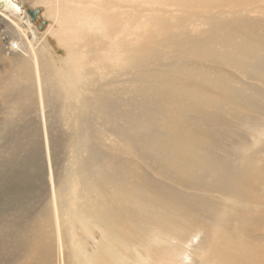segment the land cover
Returning <instances> with one entry per match:
<instances>
[{"label":"bare ground","instance_id":"obj_1","mask_svg":"<svg viewBox=\"0 0 264 264\" xmlns=\"http://www.w3.org/2000/svg\"><path fill=\"white\" fill-rule=\"evenodd\" d=\"M35 3L51 20L0 46V103L67 136L44 190L0 212V264H264V0Z\"/></svg>","mask_w":264,"mask_h":264},{"label":"rangeland","instance_id":"obj_2","mask_svg":"<svg viewBox=\"0 0 264 264\" xmlns=\"http://www.w3.org/2000/svg\"><path fill=\"white\" fill-rule=\"evenodd\" d=\"M34 1L35 0H0V2H4L3 4L0 3V46L2 49H6V51L4 49L6 54L4 55L5 57L13 56L12 52L10 54L8 51L9 44L12 43L15 45L16 43L21 42L23 38L28 39V41L34 39L39 40L42 31L50 22L51 19L46 14H44L45 6L42 3L34 4ZM35 8H39L40 12L37 14V17L34 19V21H30L26 9L33 10ZM258 19H264V13H253L250 16L251 21H256ZM42 21H45L46 23L43 24ZM19 22H21V24H19ZM15 25H20L19 27L26 31L27 34H25V36H21L20 34L9 29ZM33 30L34 32H32ZM35 30L40 32V35ZM50 41L53 42L51 39ZM54 52L55 55L59 56L63 50L60 47L56 48ZM14 59L16 60V58ZM19 63L20 61L13 63L14 67H11V72ZM6 74L9 75V65L6 58L3 59L0 56V76H5ZM12 88L13 93H16L19 86L16 85ZM12 88H10L11 90L9 89V91H12ZM36 106L34 107V103H32L24 115H19L17 112H12L10 115H8V109L5 108L4 104L2 105L0 103V150H2V146L4 145L7 147V151L0 154V162L8 164L12 161V163H9L7 166H2L0 164V212L16 210L18 209L17 207L22 205L24 200L34 197L37 192L44 190V187L48 185V158L51 155V159L57 158L55 153H60L61 150V142L58 144H52V141H57L60 140L61 137L64 138L67 136V133L63 132L61 121L56 117V115H53L52 125L45 126L40 119L41 111L37 109ZM209 110L213 109L209 108ZM235 110L241 111L242 108ZM4 117H7V119L5 120ZM234 124L237 125L238 123ZM234 124L233 126H235ZM239 126L240 127H236V130L238 129V138L243 136H246L248 139L251 138V136H249L251 135L252 131L251 126L254 125H248L247 128H244L245 126L243 127V124H240ZM33 133L39 136L42 144L41 158L38 159L39 165H36L33 162V153L31 151V147L27 148V146L31 145L30 139ZM254 137L258 139L257 134H255ZM19 138H23L25 141V146L18 150H16V146L14 149L13 147L9 148V146H14L15 141ZM260 144H264V139L260 141ZM23 158H27L30 166L19 167L17 175L13 177L16 173L17 161ZM259 158L260 157L258 156L256 160ZM27 174H36L38 179L36 181L34 180L35 182L33 180L32 182L25 181L23 177ZM260 189L264 190V188ZM258 208L264 211V204L263 206L259 205ZM5 240L8 244H14L15 237L12 235L11 239H9V236H5ZM3 244V242H0V251L2 250Z\"/></svg>","mask_w":264,"mask_h":264},{"label":"water","instance_id":"obj_3","mask_svg":"<svg viewBox=\"0 0 264 264\" xmlns=\"http://www.w3.org/2000/svg\"><path fill=\"white\" fill-rule=\"evenodd\" d=\"M27 14L29 15L30 21H34V19L37 17V14L40 12L39 8H35L33 10L26 9ZM43 24H45V21H42Z\"/></svg>","mask_w":264,"mask_h":264}]
</instances>
